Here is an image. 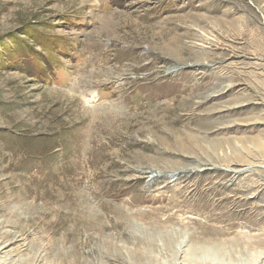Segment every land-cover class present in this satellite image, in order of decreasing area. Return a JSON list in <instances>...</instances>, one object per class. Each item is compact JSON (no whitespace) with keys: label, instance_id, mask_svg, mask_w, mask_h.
Wrapping results in <instances>:
<instances>
[{"label":"rangeland","instance_id":"obj_1","mask_svg":"<svg viewBox=\"0 0 264 264\" xmlns=\"http://www.w3.org/2000/svg\"><path fill=\"white\" fill-rule=\"evenodd\" d=\"M0 264H264V0H0Z\"/></svg>","mask_w":264,"mask_h":264}]
</instances>
